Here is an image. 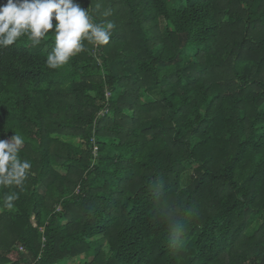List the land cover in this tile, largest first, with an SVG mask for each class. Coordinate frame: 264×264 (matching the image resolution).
Instances as JSON below:
<instances>
[{
  "label": "trees",
  "instance_id": "obj_1",
  "mask_svg": "<svg viewBox=\"0 0 264 264\" xmlns=\"http://www.w3.org/2000/svg\"><path fill=\"white\" fill-rule=\"evenodd\" d=\"M76 2L109 44L0 48V264H264V0Z\"/></svg>",
  "mask_w": 264,
  "mask_h": 264
},
{
  "label": "clouds",
  "instance_id": "obj_2",
  "mask_svg": "<svg viewBox=\"0 0 264 264\" xmlns=\"http://www.w3.org/2000/svg\"><path fill=\"white\" fill-rule=\"evenodd\" d=\"M114 28L111 21L93 22L88 10L76 0H7L0 4V48L13 45L23 36L31 41L32 47H37L42 38L53 32L55 43L46 61L50 69L64 66L85 51V40L97 47L109 44ZM23 145L24 138L18 134L0 140V185L23 186L32 167L28 160L19 157ZM18 199L16 193L7 195L3 207L13 208Z\"/></svg>",
  "mask_w": 264,
  "mask_h": 264
},
{
  "label": "rangeland",
  "instance_id": "obj_3",
  "mask_svg": "<svg viewBox=\"0 0 264 264\" xmlns=\"http://www.w3.org/2000/svg\"><path fill=\"white\" fill-rule=\"evenodd\" d=\"M69 141H70L71 143L75 144V145L77 144V138H76V137H70V138H69ZM18 249H19V250H22L23 248H22V247H21V248L18 247ZM73 261H74V260H70L68 263L71 264V263H73Z\"/></svg>",
  "mask_w": 264,
  "mask_h": 264
},
{
  "label": "built area",
  "instance_id": "obj_4",
  "mask_svg": "<svg viewBox=\"0 0 264 264\" xmlns=\"http://www.w3.org/2000/svg\"><path fill=\"white\" fill-rule=\"evenodd\" d=\"M21 248V246H19Z\"/></svg>",
  "mask_w": 264,
  "mask_h": 264
}]
</instances>
